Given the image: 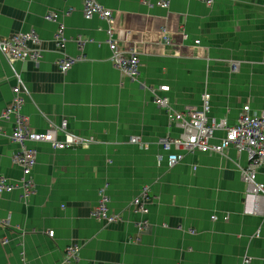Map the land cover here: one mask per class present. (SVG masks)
Listing matches in <instances>:
<instances>
[{"label":"crops","instance_id":"1","mask_svg":"<svg viewBox=\"0 0 264 264\" xmlns=\"http://www.w3.org/2000/svg\"><path fill=\"white\" fill-rule=\"evenodd\" d=\"M159 1L97 0L110 10L107 20L87 18L84 0H0V38L33 30L41 40L37 62L10 64L0 52V177L16 185L0 193V264H242L245 257L264 264V216L243 213L247 184L239 167L247 165L246 153L233 146L224 154L163 150L159 140L180 129L152 93L168 85L171 107L180 111L200 107L207 90L208 120L228 125L243 105L264 111V0H166L167 7ZM50 12L57 20L46 18ZM108 30L120 50L137 54L136 79L113 65ZM63 57L80 59L61 72ZM17 97L19 107L4 116ZM19 117L31 132L65 122L66 132L95 141L63 149L48 142L22 146L10 138ZM131 136L146 146L131 143ZM22 148L36 152L28 196L16 163ZM170 153L182 159L169 166ZM257 180L264 182L263 175ZM144 187L148 211L142 214L132 202ZM100 189L118 221L92 216ZM71 243L80 249L68 260Z\"/></svg>","mask_w":264,"mask_h":264},{"label":"built area","instance_id":"2","mask_svg":"<svg viewBox=\"0 0 264 264\" xmlns=\"http://www.w3.org/2000/svg\"><path fill=\"white\" fill-rule=\"evenodd\" d=\"M207 5L213 3L214 0H203ZM159 6L167 7L166 0H160ZM83 14L88 18L93 15H98L103 18L111 19V12L105 9L97 0H84ZM57 12H50L46 18L48 20H57ZM264 18V13H263ZM165 43H170V37L167 36L166 30L163 29ZM109 48L111 49V61L113 65L130 79H136L139 74V58L133 51L125 52L120 50L113 39L111 30L107 31ZM56 43L63 42V28L59 26L54 36ZM40 38L33 30L21 32L9 38H0V52L6 60L13 64L16 61H33L37 62L41 56L39 49ZM198 43V41H196ZM80 58H61L57 61L58 69L61 72H66L70 66ZM239 67L238 62H231V69L237 71ZM19 83L20 77L17 75ZM168 85H159L157 90L153 89V102L162 109L171 125L180 129L177 137H164L159 140L163 150H170L171 148H181L189 153L194 152H213L224 154V152L233 146L238 153L245 152L247 155V165L239 167L241 179L247 184V189L243 198V213L257 214L261 213L264 216V182L257 180L258 174L264 177V111L255 113L250 110L248 104L243 105L242 111L237 121L228 125L226 120H208V112L210 109V94L205 90L201 94V106H186L180 111L173 110L170 100L167 96L169 91ZM20 86L13 88L15 93H18ZM161 92L156 94L155 92ZM21 99H15V106L8 108L4 112V116L11 113L19 107ZM66 123L63 122L60 127L53 126L45 132H31L28 131L23 123L21 117L18 119L16 131H14L10 138L22 146L26 141L30 142H48L53 148L63 149L69 146L83 144L87 145L93 142V138H83L75 136L65 131ZM224 131L225 134L221 137H216L215 132ZM59 131L65 133L64 140L58 139ZM129 141L137 144L139 147L146 145L139 137L131 136ZM182 159L179 153L167 154V162L169 166L175 165ZM16 163L21 167L23 179L20 182L22 194L28 196L33 192L34 184L30 178L32 169L36 164V152L32 149L22 148L16 153ZM16 187L15 184L10 183L3 177H0V193L10 192ZM148 198V188L144 187L141 194L132 202L133 208L136 212L142 214L147 213L148 209L145 205V200ZM109 196L104 192V189L99 190V200L92 209V216L96 219L102 220L106 223H113L120 219L118 214H113L109 211L108 203ZM215 218L214 216L212 217ZM146 224V221L137 223L139 227ZM53 232L50 233L52 235ZM80 249L78 244L71 243L65 248L67 259H75ZM242 264H249V258L245 257Z\"/></svg>","mask_w":264,"mask_h":264},{"label":"rangeland","instance_id":"3","mask_svg":"<svg viewBox=\"0 0 264 264\" xmlns=\"http://www.w3.org/2000/svg\"><path fill=\"white\" fill-rule=\"evenodd\" d=\"M238 70H239V67H238ZM238 70H237V71H238ZM231 71H232V72H237V71H233L232 69H231ZM248 105H249V104H248ZM253 215H255V214H253Z\"/></svg>","mask_w":264,"mask_h":264},{"label":"flooded vegetation","instance_id":"4","mask_svg":"<svg viewBox=\"0 0 264 264\" xmlns=\"http://www.w3.org/2000/svg\"><path fill=\"white\" fill-rule=\"evenodd\" d=\"M95 218V217H94Z\"/></svg>","mask_w":264,"mask_h":264}]
</instances>
